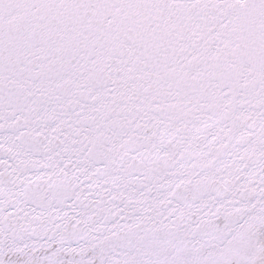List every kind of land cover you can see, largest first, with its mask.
I'll list each match as a JSON object with an SVG mask.
<instances>
[{"label": "snow or ice", "instance_id": "snow-or-ice-1", "mask_svg": "<svg viewBox=\"0 0 264 264\" xmlns=\"http://www.w3.org/2000/svg\"><path fill=\"white\" fill-rule=\"evenodd\" d=\"M0 264H264V0H0Z\"/></svg>", "mask_w": 264, "mask_h": 264}]
</instances>
